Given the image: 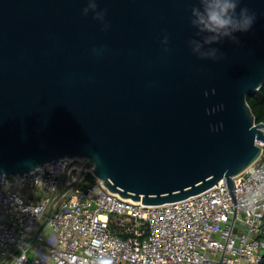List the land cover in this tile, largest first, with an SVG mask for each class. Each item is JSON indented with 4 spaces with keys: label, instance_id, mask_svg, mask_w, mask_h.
<instances>
[{
    "label": "water",
    "instance_id": "water-1",
    "mask_svg": "<svg viewBox=\"0 0 264 264\" xmlns=\"http://www.w3.org/2000/svg\"><path fill=\"white\" fill-rule=\"evenodd\" d=\"M244 3L252 27L208 43L201 0H0V173L71 158L41 226L86 171L142 204L221 178L232 193L264 141L247 100L264 84V0Z\"/></svg>",
    "mask_w": 264,
    "mask_h": 264
},
{
    "label": "built area",
    "instance_id": "built-area-1",
    "mask_svg": "<svg viewBox=\"0 0 264 264\" xmlns=\"http://www.w3.org/2000/svg\"><path fill=\"white\" fill-rule=\"evenodd\" d=\"M234 176L188 197L142 204L109 191L91 171L55 205L71 158L28 173H0V264H262L264 141ZM80 167L71 165L74 175ZM251 197V199H249ZM99 241V244L95 241Z\"/></svg>",
    "mask_w": 264,
    "mask_h": 264
},
{
    "label": "clouds",
    "instance_id": "clouds-1",
    "mask_svg": "<svg viewBox=\"0 0 264 264\" xmlns=\"http://www.w3.org/2000/svg\"><path fill=\"white\" fill-rule=\"evenodd\" d=\"M201 5V7L193 8V23L209 33L205 37V41L208 43L219 40L222 36H230L233 40H238L239 38L234 33L249 30L257 16V12L246 3L242 5V0H201ZM89 6L95 8L96 0H89ZM238 8L239 11H237ZM106 11V9H101L95 13V16L100 20H104ZM83 12L86 14L88 7H85ZM107 26V23H105L104 27ZM168 39V35L162 37L165 50L168 48ZM200 47L201 44L197 42L194 51L199 52ZM216 52L217 49L212 48L207 52H200V54L216 57ZM253 178L262 181V184H264V176L254 173ZM95 243L99 244V241L97 240ZM96 264H113V261L110 257L101 256L97 258Z\"/></svg>",
    "mask_w": 264,
    "mask_h": 264
},
{
    "label": "trees",
    "instance_id": "trees-1",
    "mask_svg": "<svg viewBox=\"0 0 264 264\" xmlns=\"http://www.w3.org/2000/svg\"><path fill=\"white\" fill-rule=\"evenodd\" d=\"M247 100L256 121H264V84L254 92L249 93ZM262 264H264V260Z\"/></svg>",
    "mask_w": 264,
    "mask_h": 264
}]
</instances>
